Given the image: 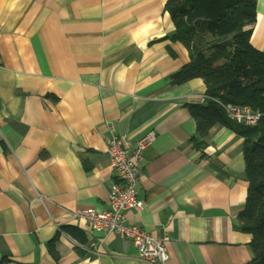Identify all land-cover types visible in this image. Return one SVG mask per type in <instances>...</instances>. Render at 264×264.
<instances>
[{
	"label": "crops",
	"instance_id": "0c3cea01",
	"mask_svg": "<svg viewBox=\"0 0 264 264\" xmlns=\"http://www.w3.org/2000/svg\"><path fill=\"white\" fill-rule=\"evenodd\" d=\"M167 0H0V264H150L130 239L72 213L110 208L120 183L106 139L154 130L130 223L168 235L166 264H250L240 229L249 183L244 138L214 125L199 143L186 107L200 77L171 36ZM252 45L264 52V0Z\"/></svg>",
	"mask_w": 264,
	"mask_h": 264
},
{
	"label": "trees",
	"instance_id": "16d2710c",
	"mask_svg": "<svg viewBox=\"0 0 264 264\" xmlns=\"http://www.w3.org/2000/svg\"><path fill=\"white\" fill-rule=\"evenodd\" d=\"M165 8L175 26L171 39L190 54L172 82L200 77L206 84L204 101L186 104L199 143L216 124L244 138L249 186L238 220L240 229L252 235L250 264H264V52L251 43L256 0H167ZM228 104L248 105L260 119L254 125L238 122L228 116Z\"/></svg>",
	"mask_w": 264,
	"mask_h": 264
},
{
	"label": "built area",
	"instance_id": "2783aa9c",
	"mask_svg": "<svg viewBox=\"0 0 264 264\" xmlns=\"http://www.w3.org/2000/svg\"><path fill=\"white\" fill-rule=\"evenodd\" d=\"M227 114L238 122L254 125L260 119V112L248 105H226ZM110 136L106 139V151L109 155L112 172L120 183L113 184L109 192L110 208L97 210L87 208L75 211V220H83L88 227L98 232H113L122 238L130 239L143 262L150 264H166L168 252V235H153L143 227L130 223L126 212L139 210L144 202L138 196V183L143 169L141 162L144 151L157 138L154 130L133 141L128 135L118 133L111 126Z\"/></svg>",
	"mask_w": 264,
	"mask_h": 264
}]
</instances>
